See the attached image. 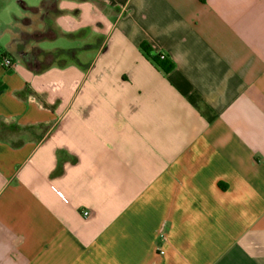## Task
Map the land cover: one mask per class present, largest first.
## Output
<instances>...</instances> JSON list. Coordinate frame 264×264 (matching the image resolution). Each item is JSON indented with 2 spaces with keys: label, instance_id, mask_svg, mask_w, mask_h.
I'll list each match as a JSON object with an SVG mask.
<instances>
[{
  "label": "crops",
  "instance_id": "1",
  "mask_svg": "<svg viewBox=\"0 0 264 264\" xmlns=\"http://www.w3.org/2000/svg\"><path fill=\"white\" fill-rule=\"evenodd\" d=\"M34 8L0 47V264H264V0Z\"/></svg>",
  "mask_w": 264,
  "mask_h": 264
},
{
  "label": "rangeland",
  "instance_id": "2",
  "mask_svg": "<svg viewBox=\"0 0 264 264\" xmlns=\"http://www.w3.org/2000/svg\"><path fill=\"white\" fill-rule=\"evenodd\" d=\"M41 1L42 0H0V47H6L10 42V33L11 31H14L16 38L13 40V52L14 56L18 59L21 57L20 53L25 49L26 39L30 38V35H25V31L37 28L40 20L38 16H32L27 13L22 8L21 2L28 6L36 7L40 5ZM26 17H28V19H25ZM31 20H34V23H32ZM28 25L30 28H27ZM33 37L37 38L39 35ZM76 43L77 39L72 38H45L40 42V47H43L44 49H67L74 47ZM15 45L17 48H15ZM29 50L31 51L30 48ZM32 51V57L36 56L38 58V51L35 49Z\"/></svg>",
  "mask_w": 264,
  "mask_h": 264
},
{
  "label": "trees",
  "instance_id": "3",
  "mask_svg": "<svg viewBox=\"0 0 264 264\" xmlns=\"http://www.w3.org/2000/svg\"><path fill=\"white\" fill-rule=\"evenodd\" d=\"M21 5L26 12L32 14L37 13V11L39 10V8L28 7L22 2ZM139 49L142 52V55L145 57V59L148 60L158 71L167 74L174 69L173 62L165 55H162L160 53H154L151 46L148 43L146 42L140 43ZM3 57H8L10 61L13 63L12 55L0 49V60ZM5 70L9 72L10 68H6Z\"/></svg>",
  "mask_w": 264,
  "mask_h": 264
},
{
  "label": "built area",
  "instance_id": "4",
  "mask_svg": "<svg viewBox=\"0 0 264 264\" xmlns=\"http://www.w3.org/2000/svg\"><path fill=\"white\" fill-rule=\"evenodd\" d=\"M12 66H13V63L10 61L8 57H3L0 60V67L2 69L11 68ZM83 216L87 217L88 212H83ZM165 237H166V231H165V226L163 225L158 232V241L163 242L165 240Z\"/></svg>",
  "mask_w": 264,
  "mask_h": 264
}]
</instances>
